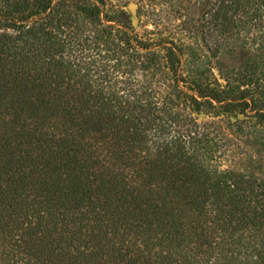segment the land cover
Returning a JSON list of instances; mask_svg holds the SVG:
<instances>
[{
	"label": "trees",
	"instance_id": "trees-1",
	"mask_svg": "<svg viewBox=\"0 0 264 264\" xmlns=\"http://www.w3.org/2000/svg\"><path fill=\"white\" fill-rule=\"evenodd\" d=\"M176 1L0 0V264H264V0Z\"/></svg>",
	"mask_w": 264,
	"mask_h": 264
},
{
	"label": "rangeland",
	"instance_id": "rangeland-1",
	"mask_svg": "<svg viewBox=\"0 0 264 264\" xmlns=\"http://www.w3.org/2000/svg\"><path fill=\"white\" fill-rule=\"evenodd\" d=\"M128 1L127 10L132 16L134 26L139 32H143L144 29H155L156 25L159 30L165 35H172L180 31L179 24L182 23L183 17L180 15L178 10V2L176 0H165V3L162 4L161 1H158L154 4V12L151 15V18L147 16H139L137 13V8L139 0H126ZM190 6L189 11H193L190 3H186ZM187 6V7H188ZM187 9H185L186 11ZM153 11V10H152ZM201 10L197 11V17L200 15ZM197 26V22H195ZM199 29L197 30L198 33ZM228 117L233 120H240L242 118L239 114H229Z\"/></svg>",
	"mask_w": 264,
	"mask_h": 264
}]
</instances>
